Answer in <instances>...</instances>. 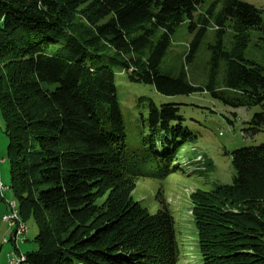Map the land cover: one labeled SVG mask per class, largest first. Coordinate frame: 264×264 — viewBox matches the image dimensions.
<instances>
[{
    "label": "trees",
    "instance_id": "16d2710c",
    "mask_svg": "<svg viewBox=\"0 0 264 264\" xmlns=\"http://www.w3.org/2000/svg\"><path fill=\"white\" fill-rule=\"evenodd\" d=\"M207 1L184 57L192 61L211 21L215 40L202 89L160 64L176 28ZM226 28L235 37L229 51ZM250 30L264 33V9L240 0H0L10 188L19 219L31 217L37 228L36 249L22 264L179 263L168 206L160 200L150 214L131 193L137 178L162 180L175 171L191 134L177 104L149 101L146 134L128 148L114 69L163 96L205 90L234 108L262 106L264 67L244 58ZM220 62L229 97L214 89ZM263 123L254 115L249 131ZM230 159L231 184L191 195L198 252L202 264H264V143L236 149Z\"/></svg>",
    "mask_w": 264,
    "mask_h": 264
},
{
    "label": "rangeland",
    "instance_id": "374dc122",
    "mask_svg": "<svg viewBox=\"0 0 264 264\" xmlns=\"http://www.w3.org/2000/svg\"><path fill=\"white\" fill-rule=\"evenodd\" d=\"M240 1L264 9V0ZM210 2L207 1L198 7L192 21L187 20L176 28L171 37L170 47L160 64L163 73L176 76L183 71L190 85L202 89L208 80L211 57L209 46L213 45L215 40L216 27L211 21L204 31L192 61L186 63L184 57L193 37L199 31L197 18L205 17ZM191 22L193 28L190 30ZM234 41L233 32L226 28L222 35L223 50L229 51ZM244 58L264 67V33L256 30L248 31ZM223 77L224 65L220 62L215 74L214 89L223 92L224 96H232L230 91L223 89ZM114 85L126 142L130 149L138 148L141 135L146 134L145 122L149 101H152L156 107L166 103L178 105V114L183 119V127L190 132L191 138L179 146L176 170L162 180L137 178L131 198L140 202L150 214H155L160 208V200L164 202L175 221L180 253L178 264H202L192 218L191 195L197 190L208 192L218 186L231 184L234 171L230 153L239 148L264 143V123L254 134H252L254 131H249L250 125H248L256 114L262 115L264 119V104L249 108H234L205 90L189 95L167 97L158 94L151 85L129 81L120 69H114ZM7 144L0 112V184L1 196L4 197V201L0 200V264H9L10 254L14 251L11 231L2 220V216L9 212L6 201L14 202L16 207L18 206L10 188V163L5 152ZM25 225L27 229L25 241L18 246V251L22 255L36 249L34 239L37 228L33 219L28 218Z\"/></svg>",
    "mask_w": 264,
    "mask_h": 264
},
{
    "label": "built area",
    "instance_id": "2783aa9c",
    "mask_svg": "<svg viewBox=\"0 0 264 264\" xmlns=\"http://www.w3.org/2000/svg\"><path fill=\"white\" fill-rule=\"evenodd\" d=\"M0 195H1V184H0ZM7 206L9 207V201H6ZM4 223L7 224V227L11 231V241L14 245V251L12 252L11 259L9 264H19V259H24V255L20 254L18 251L19 244L23 243L25 240V235L27 233L26 228L19 227V223H16V220L13 219V211L9 208V212L2 216ZM5 240V239H4ZM8 241H6L7 243Z\"/></svg>",
    "mask_w": 264,
    "mask_h": 264
},
{
    "label": "bare ground",
    "instance_id": "6f19581e",
    "mask_svg": "<svg viewBox=\"0 0 264 264\" xmlns=\"http://www.w3.org/2000/svg\"><path fill=\"white\" fill-rule=\"evenodd\" d=\"M9 208L13 211V219L16 220V223H19V227L26 228V225L19 219L18 210L14 202L9 201ZM23 261L24 259H19V264H22Z\"/></svg>",
    "mask_w": 264,
    "mask_h": 264
},
{
    "label": "crops",
    "instance_id": "0c3cea01",
    "mask_svg": "<svg viewBox=\"0 0 264 264\" xmlns=\"http://www.w3.org/2000/svg\"><path fill=\"white\" fill-rule=\"evenodd\" d=\"M5 188V187H4Z\"/></svg>",
    "mask_w": 264,
    "mask_h": 264
}]
</instances>
